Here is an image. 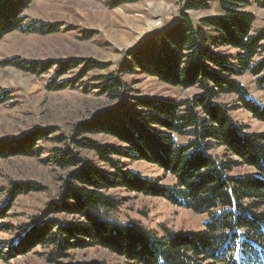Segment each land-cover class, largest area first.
Returning <instances> with one entry per match:
<instances>
[{"label":"trees","instance_id":"16d2710c","mask_svg":"<svg viewBox=\"0 0 264 264\" xmlns=\"http://www.w3.org/2000/svg\"><path fill=\"white\" fill-rule=\"evenodd\" d=\"M215 1L219 14L195 21L186 11L208 9L209 3L186 0L174 22L127 50L114 75L92 76L99 93L117 102L95 111L90 121L76 123L73 132L80 137L71 140L72 147L53 150L48 162L63 172L58 198L16 228L6 255L41 247L47 264H264V132L250 131L233 116L240 109L264 124V26L255 29V15L246 10L253 4L264 9V0ZM31 2L0 0V39L14 31L59 30L57 24L26 22ZM2 64L35 74L57 65L56 79L80 68L77 76L59 83L54 78L50 90L73 88L88 72L106 68L85 58ZM136 73L196 91L181 100L123 95L122 76ZM243 76L252 78L258 98L240 80ZM54 131L36 128L17 143L1 140L0 157H36V143L49 140ZM82 135H103L115 143ZM139 161L157 166L163 176L129 168ZM241 168L247 170L238 173ZM167 175L173 183L161 182ZM116 188L162 198L208 219L200 230L174 233L164 227L159 236L137 220L118 218L122 199L109 192ZM41 189L35 182L10 183L0 208V231L8 228L2 220L10 201ZM91 248L119 260L75 261L71 256Z\"/></svg>","mask_w":264,"mask_h":264},{"label":"rangeland","instance_id":"374dc122","mask_svg":"<svg viewBox=\"0 0 264 264\" xmlns=\"http://www.w3.org/2000/svg\"><path fill=\"white\" fill-rule=\"evenodd\" d=\"M185 1L32 0L24 13L26 22L57 24L59 30L49 34L14 31L0 39V141L13 140L17 143L36 128L55 129L49 140L36 143L38 156L0 157V208L5 206L11 182H35L42 187L40 192L21 194L10 201L7 216L2 220L8 228L0 231V264H47L44 248L36 247L31 252L10 256L5 254V246L13 241L19 225L29 223L49 201L58 198L63 172L48 162L50 155L54 149L72 147L71 140L80 137L73 132L76 123L90 121L95 111L117 102L107 93H99V81L93 80L92 76L101 75L104 79L114 75L124 62L127 50L149 34L174 22L184 11ZM207 1L208 9L186 13L195 21L204 16L218 15L216 1ZM246 10L255 15V29L264 26L263 8L253 4L246 7ZM68 58L92 59L104 63L106 68L88 72L73 88L50 90L47 86L54 78L59 83L63 79L77 76L80 68L56 79L57 65L44 73L35 74L11 64H2L8 59L26 63L48 60L58 62ZM122 78L126 83L122 94L132 97L181 100L196 91L195 88L168 86L140 73L127 74ZM240 80L247 85L252 96L259 97L252 78L243 76ZM233 116L237 121L248 125L250 131L264 132V124L255 121L246 112L239 109L233 112ZM57 136L64 140H50ZM82 136L100 143H115L113 139L103 135ZM80 153L93 158L92 154L85 151ZM129 168L145 176H163L160 168L142 161L129 163ZM246 170L241 168L237 172ZM161 182L170 184L174 179L167 175ZM109 192L122 199L117 213L119 219L137 220L146 228L155 230L159 236L164 227L174 233L200 230L208 219L207 214H194L159 197L136 195L118 188ZM71 256L75 261L102 260L115 263L119 260L109 252L97 248L73 251Z\"/></svg>","mask_w":264,"mask_h":264}]
</instances>
